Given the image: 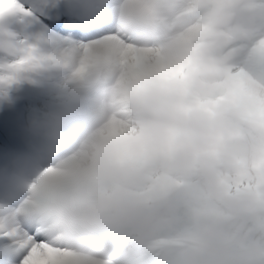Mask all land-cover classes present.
Here are the masks:
<instances>
[{
    "label": "snow or ice",
    "instance_id": "obj_1",
    "mask_svg": "<svg viewBox=\"0 0 264 264\" xmlns=\"http://www.w3.org/2000/svg\"><path fill=\"white\" fill-rule=\"evenodd\" d=\"M27 11L0 0V18ZM112 12L106 27L63 50L22 46L0 81L69 68L77 53L72 73L84 79L92 53L118 50L96 62L118 69L119 113L92 134L87 167L74 155L44 179L82 180L115 234L143 217L157 218L156 234L108 254L27 223L0 227V264H264V0H119ZM9 157L0 155V169ZM11 196L0 180V215Z\"/></svg>",
    "mask_w": 264,
    "mask_h": 264
},
{
    "label": "clouds",
    "instance_id": "obj_2",
    "mask_svg": "<svg viewBox=\"0 0 264 264\" xmlns=\"http://www.w3.org/2000/svg\"><path fill=\"white\" fill-rule=\"evenodd\" d=\"M81 11L86 22L96 29L106 27L115 19L112 8L119 0H69ZM127 33L128 30L124 29ZM138 40L144 36L137 31ZM93 66L85 74L89 87L76 103L64 105L42 120L33 119L27 131L34 139L28 148L10 155L0 180L11 188V212L0 215V227L8 230L27 223L43 232L50 240H60L70 248L103 251L114 254L117 248L135 243L143 246L156 234L157 218L143 217L137 227L115 234L106 227L99 213L96 195L82 180L64 178L45 180V169L62 167L74 155L82 166L96 152L92 134L119 113L112 88L118 69L110 63H97L105 57L115 59L118 50L97 49L91 54ZM79 63V53L71 62L72 71ZM226 230H216L223 237Z\"/></svg>",
    "mask_w": 264,
    "mask_h": 264
},
{
    "label": "rangeland",
    "instance_id": "obj_3",
    "mask_svg": "<svg viewBox=\"0 0 264 264\" xmlns=\"http://www.w3.org/2000/svg\"><path fill=\"white\" fill-rule=\"evenodd\" d=\"M53 47V49H55V42L53 41V43H52V46H51V48ZM61 47V46H60ZM64 47L65 48H67V47H69L68 45L66 46V45H64ZM0 71L1 72H3V70H2V66L0 65ZM61 76H62V78H63V81L64 80H68V78H67V74L64 76V74H61ZM0 90H1V93H3V92H5L6 90H8V92H9V97H10V99H8L9 101L7 102V104L5 105L4 103H1L0 102V108H3L4 106H2V105H5L6 107L7 106H9V105H11V101H12V92H11V90H10V88H9V86H8V84H7V82H3V84L2 83H0ZM3 91V92H2ZM0 101H1V97H0ZM0 124L1 125H4L5 124V122L4 121H0Z\"/></svg>",
    "mask_w": 264,
    "mask_h": 264
},
{
    "label": "bare ground",
    "instance_id": "obj_4",
    "mask_svg": "<svg viewBox=\"0 0 264 264\" xmlns=\"http://www.w3.org/2000/svg\"><path fill=\"white\" fill-rule=\"evenodd\" d=\"M56 43H59V42H56ZM61 46H63V45H61ZM57 50H63V47H60L59 45H58V47H56L55 49H53V51H57ZM68 69V68H67ZM68 72L69 73H72V71H70L69 69H68ZM64 73H65V71H64ZM60 89H62V83H60ZM58 95H60V94H58ZM1 98L4 100L5 99V97H3V96H1ZM9 98V97H8ZM3 100H1V102H3Z\"/></svg>",
    "mask_w": 264,
    "mask_h": 264
}]
</instances>
